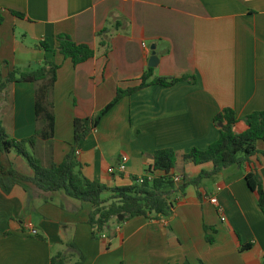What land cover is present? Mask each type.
I'll use <instances>...</instances> for the list:
<instances>
[{"label":"crops","instance_id":"0c3cea01","mask_svg":"<svg viewBox=\"0 0 264 264\" xmlns=\"http://www.w3.org/2000/svg\"><path fill=\"white\" fill-rule=\"evenodd\" d=\"M0 16V79L14 69L35 70L45 60L61 66L54 139L39 140L34 150L46 167L62 164L72 150L76 119L92 118L119 89L141 84L154 52L156 77L196 81L121 99L76 152L87 179L111 189L130 185L147 174L161 149L179 154L177 177L197 178L214 165H186L181 157L219 140L218 114L230 108L242 120L264 112V0H0ZM7 26L12 31H3ZM105 28L113 31L108 56L97 37ZM59 34L90 45L96 57L74 66L57 51ZM43 41L55 52L37 49ZM36 90L34 83H16L0 97V119L13 139L31 138L37 130ZM247 129L244 121L235 126L238 134ZM258 150L264 153V141ZM123 157L124 174L118 171ZM3 162L34 176L14 152ZM255 168L264 181L259 154L253 164L233 166L199 190L189 187L169 219L113 220L106 237L97 239L89 224L91 204L63 192L44 194L34 185L6 195L0 186V264H51L58 253L67 254V264H76L80 254L83 264H264V214L246 181ZM241 241L253 248L241 252Z\"/></svg>","mask_w":264,"mask_h":264},{"label":"trees","instance_id":"16d2710c","mask_svg":"<svg viewBox=\"0 0 264 264\" xmlns=\"http://www.w3.org/2000/svg\"><path fill=\"white\" fill-rule=\"evenodd\" d=\"M16 17L24 19L21 13L13 12ZM3 17L0 16V25ZM120 23L115 25V29ZM113 31L105 28L97 34L100 47L106 49L105 55L111 51V37ZM58 43L57 51L65 58L71 60L74 66H79L96 57V50L87 44H78L68 34H59L55 38ZM37 49L45 52H55L48 41L40 42ZM61 66L45 60L35 70L22 72L18 69L10 71L6 78L0 79V97L7 89L16 83H34L36 90V120L37 130L31 138L16 140L10 137L0 119V186L6 195H10L16 186H21L29 192V186H36L44 194L63 192L68 197L92 205L89 224L93 237L97 239L108 228L113 220L124 223L136 217L148 220L161 221L169 219L178 199L186 197L187 189L201 188L204 181L213 179L225 170L239 166L253 164V159L259 154L258 144L264 141V112H255L240 120L233 109H224L215 118V125L220 128V138L207 150L194 149L183 154L184 164L203 165L212 163L211 172L203 171L197 178L190 179L183 174L181 181L176 182L175 171L180 160L179 154L173 149H161L155 152L153 164L144 176V183L139 184L138 178H132V183L124 187L108 188L107 186L87 179L82 173V165L76 156L82 143L97 129L105 117L124 97L131 96L144 89L160 86L171 88L181 82H195V77L182 78L156 77L154 68H148L141 78L138 87L123 91L119 89L115 99L100 113L92 118L76 119L74 125L75 140L72 150L62 164L52 163L49 167L43 165L34 150L39 140L52 141L55 131V104L54 88L58 80ZM244 121L248 129L244 133H236L235 126ZM23 157L33 170L34 176L27 177L15 169L13 164H5L3 157L11 153ZM151 176V178H150ZM246 181L251 191L258 194L259 206L264 214V181L257 168L246 175ZM105 194L110 196L105 197ZM123 216L124 221L119 217ZM207 241L213 243L214 239L208 235L209 228L205 226ZM69 249L79 252L72 244ZM253 248L251 243H242L240 251L245 252ZM66 253L52 256L51 264H67ZM85 257L80 254L76 264H83ZM183 264H191L186 261ZM204 264V263H202Z\"/></svg>","mask_w":264,"mask_h":264},{"label":"built area","instance_id":"2783aa9c","mask_svg":"<svg viewBox=\"0 0 264 264\" xmlns=\"http://www.w3.org/2000/svg\"><path fill=\"white\" fill-rule=\"evenodd\" d=\"M77 154L79 155L80 153L77 152ZM127 162H128V158H127V157H123V158H122V161H121V163H120V165H119V169H118V171H119L120 173L124 174V173L127 172ZM150 178H151V176H150ZM175 181H176V182H180V181H181V178H180V177H176ZM138 183H139V184H143V183H144V176L138 178ZM211 202H212L213 204H218V201H217L216 198L212 199ZM223 221H225L224 218H223ZM29 232H30V234H31L32 236H36V235L38 234L37 230H35V229L32 228V227H30V231H29ZM102 237L105 238L106 236H105L104 234H102Z\"/></svg>","mask_w":264,"mask_h":264},{"label":"water","instance_id":"95a60500","mask_svg":"<svg viewBox=\"0 0 264 264\" xmlns=\"http://www.w3.org/2000/svg\"><path fill=\"white\" fill-rule=\"evenodd\" d=\"M158 64H159V58L157 57L156 53L154 52L153 53V56H152V58L150 60L149 67L150 68H156L158 66ZM119 220L120 221H124V217L123 216H120L119 217Z\"/></svg>","mask_w":264,"mask_h":264},{"label":"rangeland","instance_id":"374dc122","mask_svg":"<svg viewBox=\"0 0 264 264\" xmlns=\"http://www.w3.org/2000/svg\"><path fill=\"white\" fill-rule=\"evenodd\" d=\"M3 31L5 32H9V31H12L11 27L10 26H7L6 29H4ZM23 160H25L23 157H21ZM26 161V160H25ZM212 181H205L206 184H211ZM108 194H105V197H107Z\"/></svg>","mask_w":264,"mask_h":264}]
</instances>
